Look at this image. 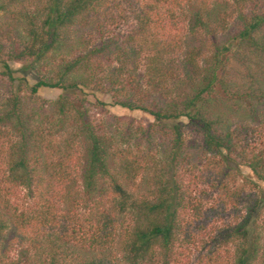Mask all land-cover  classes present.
Here are the masks:
<instances>
[{
	"label": "trees",
	"instance_id": "1",
	"mask_svg": "<svg viewBox=\"0 0 264 264\" xmlns=\"http://www.w3.org/2000/svg\"><path fill=\"white\" fill-rule=\"evenodd\" d=\"M0 12L20 26L0 25V76L9 83L0 108V264H171L180 236L190 241L185 216L201 212L187 172L223 207L246 208L219 244L236 243L231 264H256L264 0H0ZM43 89L61 93L26 108L22 93ZM77 91L94 101L77 105ZM20 191L32 204L19 207Z\"/></svg>",
	"mask_w": 264,
	"mask_h": 264
},
{
	"label": "rangeland",
	"instance_id": "2",
	"mask_svg": "<svg viewBox=\"0 0 264 264\" xmlns=\"http://www.w3.org/2000/svg\"><path fill=\"white\" fill-rule=\"evenodd\" d=\"M9 17L10 12H0L1 27L5 30L9 29L10 27L14 29L16 28L15 31L20 32V26L17 25L16 21H13L12 25ZM132 24V20L121 24L120 30L125 32L131 28ZM177 26V28L186 27V25H181V23H179ZM15 31L13 32L14 34ZM71 39L74 40V38ZM205 45L207 46L208 44L205 42ZM10 66L13 70H18L22 67V64L12 62L10 63ZM17 75L20 74H16L15 76ZM25 76L30 85L34 83L35 73L33 71H28ZM17 85V82L13 83L14 90L17 88ZM8 91L9 83L5 78L0 76V108L2 107L4 100L8 97ZM60 93L61 92L59 90L43 89L34 97H29L27 91L23 92L22 95H24L25 99L27 100L26 108L30 109L38 108L40 105H45V102L43 101H52ZM70 97L75 100L77 105H79L78 99L81 97L86 98L90 102L94 101L91 95L87 94L84 96V94L78 91L73 92V94L71 93ZM101 99L107 103L109 102V98L107 96H102ZM107 109L109 113L124 117L127 120H133L135 123L147 125L153 121L151 116L141 112H129L116 106H108ZM96 117L98 118V116ZM241 118L242 115L240 113L232 116L230 120L233 124H238L241 122ZM185 136L188 140L194 139L197 141V143H200L199 136H197L191 129H186ZM200 168L198 172H200ZM242 173L250 180L253 179L248 169H242ZM186 176L188 179H190V182H187L190 183L189 191L191 196L196 200V203L199 204L201 212L198 219H192L191 213H188L185 216L183 224L186 226V222L190 223L189 227L186 229L187 233L190 235V241L184 242L186 236H180L177 245H175L176 259L175 261H172L171 264H211L209 262L210 257H215L218 261L214 262L213 264H231L235 257L236 243H229L226 246L219 244L222 238L220 231L228 226H234L236 222H241L242 216L246 214V208L244 206H239L238 210H235L231 206L223 207L220 201L217 199L216 194L209 189L206 183L201 184L200 182H197V184H195V179L190 177L188 172L187 175H185V178ZM238 184H242L241 180L238 181ZM248 187L249 186L245 187L246 192L250 191ZM15 202H17L21 208L32 204V200L25 196L24 191H20L18 193L17 197L15 198ZM253 215L254 216L251 219V223L254 226L256 232H258L260 239L256 264H264V208L257 210ZM214 246L217 247L215 251L217 254H214ZM17 252L18 248H15L11 252L12 256L15 257Z\"/></svg>",
	"mask_w": 264,
	"mask_h": 264
}]
</instances>
